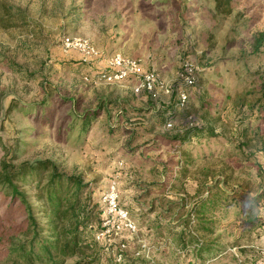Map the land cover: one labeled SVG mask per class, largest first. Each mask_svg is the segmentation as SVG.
<instances>
[{
	"label": "rangeland",
	"instance_id": "374dc122",
	"mask_svg": "<svg viewBox=\"0 0 264 264\" xmlns=\"http://www.w3.org/2000/svg\"><path fill=\"white\" fill-rule=\"evenodd\" d=\"M4 6L11 17L0 24V159L49 160L82 179L87 254L102 252L103 264H201L175 236L200 198L216 194L207 214L218 222L209 238L219 236L220 253L205 264H264V117L245 114L264 76V46L253 49L264 32V0H233L229 14L215 0H0L2 14ZM65 36L87 39L99 56L85 62L64 49ZM116 54L156 73V98L137 93V80L98 79ZM188 76L196 81L189 102L198 106V89L218 101L225 134L180 145L160 112ZM86 113L94 114L88 125L80 118ZM242 120L250 126L244 150L232 141L241 138ZM113 180L134 231L104 227L103 196ZM19 184L41 236L52 238L39 179ZM233 192L238 204L226 199ZM20 204L0 196V264H25L6 251L26 238Z\"/></svg>",
	"mask_w": 264,
	"mask_h": 264
},
{
	"label": "trees",
	"instance_id": "16d2710c",
	"mask_svg": "<svg viewBox=\"0 0 264 264\" xmlns=\"http://www.w3.org/2000/svg\"><path fill=\"white\" fill-rule=\"evenodd\" d=\"M232 2L233 0H215L216 10L229 14ZM3 12V14L0 13V24L5 21L4 17L6 15L11 17L8 14L10 11L7 6H4ZM263 46L264 32H260L256 35L253 43L254 52H258ZM195 82L191 85L184 82L182 84L183 89L179 87L173 90L172 101L162 105V111L160 112L162 123H172L173 128L171 129L174 132L171 135L172 140L179 142L180 145H184L194 138L218 137L225 134V129L222 126L225 118L218 110L220 104L218 101L216 102L214 99L205 96L200 89L197 91L198 106L196 102L195 104L189 102V97L187 103L184 106L181 105L180 90L187 92L188 88L195 85ZM256 91L258 100L245 104L249 109V112L245 113L247 115L246 119L254 115H256L257 120L264 117V76H261ZM92 117H94L93 113H86L80 118L85 125H88ZM248 124L245 120L240 121L239 125L242 128L240 136L243 140L237 137L232 140L233 145L243 150L249 146V140L244 139L250 132ZM192 161L193 158L190 154L184 162L185 167L179 172L180 178L187 174V167H191ZM28 177L39 179L37 200L41 202L45 209L43 212L47 219V228L53 235L52 238L45 235L41 236L40 221L34 214L33 207L28 201V195L20 188L19 183ZM216 186L218 185L207 186V189L211 190L212 194ZM73 188H76L77 192L72 193ZM82 188L83 181L81 178L60 173L57 165L49 160L35 164L30 162L15 164L7 161L6 158H1L0 196L4 200L11 198L13 201H20V208H24L26 211V219L23 221L27 225L26 238L19 244L8 246L6 251L9 258L15 257L14 261H17L16 263L23 261L25 264H35L37 262L62 264L68 258L75 259L73 264H103L104 255L102 252L95 250L93 253L87 254V249L91 248L92 245L83 242V233L88 228V215L84 211L81 200ZM234 193L226 194V199L227 201L232 199L233 202L238 204L239 201ZM218 199L216 194L202 196L197 202L196 208H194L195 212L190 210L187 214L188 219L184 220L186 227L175 236L177 247L190 252L194 256L195 262L201 264H205L206 260H211L217 257L216 254L220 253L219 244L216 241L219 236H216L213 240L209 238L216 233L218 222L207 214L209 205H215ZM1 219L0 216V222ZM191 222L194 223L191 224L193 229L190 226ZM132 264H135V262L132 261Z\"/></svg>",
	"mask_w": 264,
	"mask_h": 264
},
{
	"label": "built area",
	"instance_id": "2783aa9c",
	"mask_svg": "<svg viewBox=\"0 0 264 264\" xmlns=\"http://www.w3.org/2000/svg\"><path fill=\"white\" fill-rule=\"evenodd\" d=\"M62 45L66 50L79 51L83 56V60L85 62L99 56L98 49L94 46L93 43H91L87 39L65 36L62 39ZM107 65L108 69L101 70L98 72V79L106 81H124L132 79L137 80V86L135 87V91L137 93L147 92L153 98L157 97V75L154 71L144 70L140 60L133 57L116 54L108 59ZM193 82L194 81L190 76H188L185 80V83L188 85L193 84ZM188 97L189 95L187 92L180 91L179 99L181 101L182 106L187 103ZM168 126L172 127V123L169 122ZM103 200L106 207V220L104 222V227H106V231H108L107 227L109 225L114 227V229L118 231L123 228H126L130 231L135 230L136 225L134 221L130 218L128 210L122 207L119 203L118 184L115 180L110 183L107 191L103 196ZM118 258L121 259V256H119Z\"/></svg>",
	"mask_w": 264,
	"mask_h": 264
}]
</instances>
